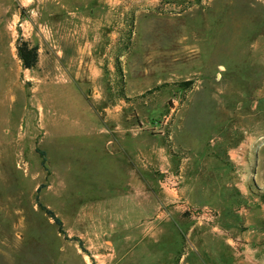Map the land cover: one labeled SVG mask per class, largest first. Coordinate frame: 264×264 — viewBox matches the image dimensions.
<instances>
[{"label":"rangeland","instance_id":"obj_1","mask_svg":"<svg viewBox=\"0 0 264 264\" xmlns=\"http://www.w3.org/2000/svg\"><path fill=\"white\" fill-rule=\"evenodd\" d=\"M0 249L264 264V0H0Z\"/></svg>","mask_w":264,"mask_h":264},{"label":"trees","instance_id":"obj_2","mask_svg":"<svg viewBox=\"0 0 264 264\" xmlns=\"http://www.w3.org/2000/svg\"><path fill=\"white\" fill-rule=\"evenodd\" d=\"M23 61H24V66L25 67H32L33 66V59H28L26 56L22 55ZM40 156L42 157V163L45 164V155L43 151H38ZM41 188V185L38 186L37 188V192L39 191V189ZM37 202L38 205L40 206V208L49 216L53 219L54 223L56 224L58 231L61 232L62 234H65V231L63 229V225H62V221L61 219L55 215V213L50 209L47 208L45 205H43L40 201H38L37 198ZM81 246V243H80Z\"/></svg>","mask_w":264,"mask_h":264},{"label":"built area","instance_id":"obj_3","mask_svg":"<svg viewBox=\"0 0 264 264\" xmlns=\"http://www.w3.org/2000/svg\"><path fill=\"white\" fill-rule=\"evenodd\" d=\"M183 208L186 212H188L191 216L193 217H204V216H208V217H212L213 214L211 213V211L207 208H195L192 205H190L189 203L183 202Z\"/></svg>","mask_w":264,"mask_h":264},{"label":"crops","instance_id":"obj_4","mask_svg":"<svg viewBox=\"0 0 264 264\" xmlns=\"http://www.w3.org/2000/svg\"><path fill=\"white\" fill-rule=\"evenodd\" d=\"M4 252H12V250H3V249H0V256L3 257V256H5V255H7V256H6V259H8L10 262H13L12 259L8 258V255H10V254H8V253H4ZM13 263H14V262H13Z\"/></svg>","mask_w":264,"mask_h":264}]
</instances>
